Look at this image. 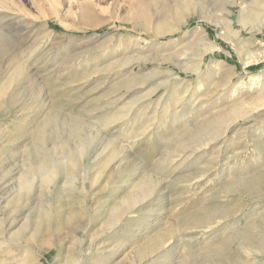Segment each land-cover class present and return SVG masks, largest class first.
Returning a JSON list of instances; mask_svg holds the SVG:
<instances>
[{
  "label": "rangeland",
  "instance_id": "374dc122",
  "mask_svg": "<svg viewBox=\"0 0 264 264\" xmlns=\"http://www.w3.org/2000/svg\"><path fill=\"white\" fill-rule=\"evenodd\" d=\"M231 1L0 0V19L14 25L0 71V228L18 242L3 244L15 250L0 264H116L133 252L137 264H264V105L251 103L264 89V56H255L264 27L254 32L240 13L253 0ZM182 9L186 22L159 33L158 22L176 23ZM198 29L213 50L202 51ZM229 108L241 114L203 145ZM81 148L74 182L89 175L84 189L103 218L85 212L45 232L43 246L32 236L36 217L70 184H44L31 162L60 163ZM141 191L131 221L110 228L124 198Z\"/></svg>",
  "mask_w": 264,
  "mask_h": 264
},
{
  "label": "bare ground",
  "instance_id": "6f19581e",
  "mask_svg": "<svg viewBox=\"0 0 264 264\" xmlns=\"http://www.w3.org/2000/svg\"><path fill=\"white\" fill-rule=\"evenodd\" d=\"M228 1L232 2L231 0H228ZM246 9H247V12L249 14L248 15L249 20L250 19L252 20V23H251L252 24V30L254 32L255 31L262 30V28L264 27V0H253L252 3L248 7H245L243 9H241L240 10V13L243 14L242 12H244ZM182 12L183 13H181L179 16L176 17V19H175L176 20V23L171 24V25H167V24H164V23H162V22L159 21L158 22L159 24L155 28H157V30L159 31V33H167V32H171V31H175L177 28H179L182 24H184L186 22V17H188V15H189L183 9H182ZM210 18L212 20L214 19V21L216 23H219L220 22L219 15H217L216 13H214L213 15H211ZM7 21H8V18L7 17L1 16V19H0V57H1L0 58V71H2L3 69H5V65H4V61H3L4 60V55L5 54H9L8 52L10 51V47H9L7 41L5 40L4 35L6 37H8V34H9L8 32H10V30L14 26L13 24H11V21H8V22ZM8 27H10L11 29L9 28V30H8ZM193 34H194L193 36H197V35L200 34L201 37H202L201 40L202 41H206L204 43L203 48H202V51L204 53L205 52H209V51L213 50L216 47L211 41L208 40V37H207V34L205 33V31H201L200 29H198ZM240 39H241V37L240 38L237 37V42L238 43L240 42ZM245 50L247 51V49H245ZM245 50H244V52L246 53ZM255 56L256 57H258V56H260V57L264 56V51L256 52L255 53ZM249 58H250V56H249ZM245 59L242 58V61L244 63H246V60ZM239 85L237 84V87H235L233 90L235 91L236 88L239 87ZM252 87H253V83L252 84L249 83L248 84V90L250 91ZM251 103H255V107H254L255 110L257 108L256 106L264 105V89L263 88L260 89V93H258L257 95L252 96ZM229 109H230L229 112H226L225 113V111H224L225 109H224L221 112L216 113V115L213 117V119H216V120H215V122H213V128L210 131H205L204 132V135H203L204 137H202V139H204L205 141H204L203 145L204 144L207 145L209 142H211V141H214L215 142L217 139H219L218 137H214V136H215V134L216 135L217 134L219 135V134L222 133V132L221 133L220 132L218 133L219 130L221 131V129H219L220 123H222V122H229L230 120L235 119L238 115L241 114V111L234 110L232 108H229ZM222 112H224V113H222ZM254 115H255V113L252 111V108H251V109H249L247 111V115H243L242 117L244 119H246V118H248L250 116H254ZM211 135H213L212 138L209 137ZM195 142H196V140H195ZM191 146H192V149L193 148L196 149V147H200L201 144L191 145ZM82 154L83 153H82V148H81L80 150H78L77 152H75V154H72L71 156L70 155H62L61 158H60V163L59 162L54 163V162H49V161L48 162H44V157L42 159L35 158L31 162L32 165H33V169H34V172H32V173H34V175L40 174V176H41V182H43L44 184L53 185V186H55L57 184H60V183L61 184L62 183H64V184H70V186H68V187L67 186H63V184L60 185V187L58 188L59 189V197L57 198V201L53 203V207H50V209L45 212V216L43 218L40 215L36 217L35 225L33 227V232H35V233L32 234V236H35V239L40 244H42L43 246H47L48 247L49 246V241H50V240H48L47 238L44 237L45 232H49L50 230L59 228V226H61L62 223H67L71 219H73L72 220V223H73L74 221L79 220L80 219V216L83 215V213H85V212L88 213V214H91V212H92L94 214L93 216L96 217L95 223H97V224L103 218V215L101 214V210L103 208L99 209L100 206H97V207L94 206L93 207L94 199L92 198V196H90L91 194L89 195L87 193V191L84 189V185H85L84 180L86 178H89V175L84 176L83 179H82L83 181L78 186H76V184L74 182L75 179H77L76 172H77V170L79 168L78 160L81 158ZM190 154H192V153H190ZM115 157H117V154H116ZM207 164H209V162ZM0 171H1V169H0ZM100 174L101 173L96 172V174L93 175V176H96L97 177V176H100ZM263 175H264V173H263ZM7 177L8 176L5 177V175L4 176H0V184L1 185L6 181V178ZM27 177H29V176H27ZM21 181H22V179H21ZM21 181H19L18 183H21L20 185H23L25 183V180L23 182H21ZM263 181H264V178L261 181H258L257 183H262ZM24 186H26V185L24 184ZM61 187H62V190L60 189ZM68 191L69 192H73V193H70V196H69V193H68L67 196H69V197L65 198L64 194H66V192H68ZM74 191L75 192H78L79 195H81V197H79V198H73L74 196L72 197V195H74ZM144 191L143 192L141 191L139 195L131 196L129 194V195H127V197L124 198L123 202L126 203V205L124 206L125 208H123L122 211L120 210V213H119V211H117L119 213V216H125L124 217V221H119V216H116L115 215L112 218H110V221H109V224L111 225L110 228L112 226H113V229L116 227L115 230L118 231V229H120L125 224L126 221H128V220L131 221V219H129L128 217H130L132 215H128V214L129 213L130 214H133L134 212H136V209L137 208H135V207H137V204L140 203V202H138L139 199H137V198L140 195L143 196L146 193ZM145 196L147 197V195H145ZM3 199H4V197L1 195L0 196V202ZM23 208H24L23 209L24 211L22 213H25L26 210L28 209V207L24 206ZM6 212H9V210L7 209ZM52 212H55V214H56V216L54 218H52ZM117 212H115V213H117ZM42 215H44V214H42ZM126 215H128V216L126 217ZM12 225L13 224L11 223L7 227H11ZM86 228H87V225H86ZM88 230H90V228ZM115 230H114V232H115ZM87 231H86V233H87ZM16 233L17 232H13L12 230L8 232V230H7V228L5 226L2 227V228H0V256H1L0 263L4 261L2 259L4 256L9 255L13 250H15L13 247L8 248V247H5L3 244L6 241H11L12 243L17 244L18 242L16 240H12L13 235H15ZM163 233H165V231L164 232H162V231L156 232L147 241V245L149 247H151V249H154L157 246L159 247L160 246V243L163 240ZM99 235L100 234H98V236ZM98 236H97V234L91 236L92 238L88 242L87 249H90L96 243L95 241L99 238ZM96 237H98V238H96ZM120 246L123 247L124 245L121 244V245H119V247ZM139 253L142 254V251L140 250ZM83 254H84V252H83ZM133 256H134V252H133V255L126 254L116 264H137V262L132 259ZM22 264H30V263H26L25 261H22ZM138 264H140V263H138Z\"/></svg>",
  "mask_w": 264,
  "mask_h": 264
},
{
  "label": "trees",
  "instance_id": "16d2710c",
  "mask_svg": "<svg viewBox=\"0 0 264 264\" xmlns=\"http://www.w3.org/2000/svg\"><path fill=\"white\" fill-rule=\"evenodd\" d=\"M257 66H258V65H256V66H255V65H254V66H253V65H250V66H248V68H249V69H252V68H255V67H257Z\"/></svg>",
  "mask_w": 264,
  "mask_h": 264
}]
</instances>
